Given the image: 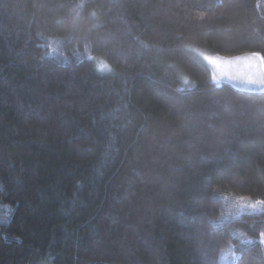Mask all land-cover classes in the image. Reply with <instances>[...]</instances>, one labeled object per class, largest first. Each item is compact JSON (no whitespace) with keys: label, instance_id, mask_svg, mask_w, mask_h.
<instances>
[{"label":"trees","instance_id":"16d2710c","mask_svg":"<svg viewBox=\"0 0 264 264\" xmlns=\"http://www.w3.org/2000/svg\"><path fill=\"white\" fill-rule=\"evenodd\" d=\"M250 52L264 0H0V264H264Z\"/></svg>","mask_w":264,"mask_h":264},{"label":"snow or ice","instance_id":"6c2138e0","mask_svg":"<svg viewBox=\"0 0 264 264\" xmlns=\"http://www.w3.org/2000/svg\"><path fill=\"white\" fill-rule=\"evenodd\" d=\"M259 6V5H258ZM203 55V54H201ZM204 59L207 60L211 65H213L219 71V76H227L230 79H236L240 84L244 86H256L264 88V55L260 52H250L242 56L233 57L231 59L224 58H213L204 56ZM102 68H106V65H102ZM223 69H243L242 71H237L235 73L225 71ZM219 77L214 74L213 80L218 82ZM187 83V81H185ZM226 200L228 198H225ZM235 201V207L239 209L240 212L247 210L261 211L264 212V200H250L246 197H232ZM261 244H264V231L259 233ZM242 243L253 244L255 241L251 239H246ZM226 254H230L235 260L237 258L236 251L231 248L222 251V258Z\"/></svg>","mask_w":264,"mask_h":264},{"label":"rangeland","instance_id":"374dc122","mask_svg":"<svg viewBox=\"0 0 264 264\" xmlns=\"http://www.w3.org/2000/svg\"><path fill=\"white\" fill-rule=\"evenodd\" d=\"M207 56H208V57H213V58H224V59H231V58H233V57H226V56H225V57H222V56H219V55H213V56H211V55H207ZM236 57H237V56H236ZM205 62H207V64L209 65L210 71H211V73H212V80H213V76H214V74L217 75V76L219 77L218 82L213 80L214 83H215V82H216L217 84L229 83V84L232 85L235 89H239V90L246 91V92H248V91H259V90H263V91H264V88H262V87H256V86H247V87H246V86L240 84L239 81L236 80V79H230V78L227 77V76L220 77V76H219V71H220V70L216 69V68H215L213 65H211L207 60H206ZM223 70H225V71H229V72H232V73H235V72H237V71H242L243 69H239V70H237V69H223ZM249 210H250V209H249ZM226 255H228V254H226Z\"/></svg>","mask_w":264,"mask_h":264}]
</instances>
